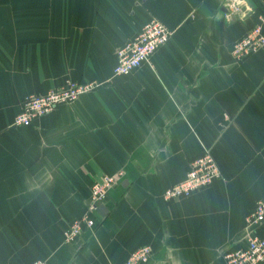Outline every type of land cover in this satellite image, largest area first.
I'll use <instances>...</instances> for the list:
<instances>
[{"label":"crops","instance_id":"obj_1","mask_svg":"<svg viewBox=\"0 0 264 264\" xmlns=\"http://www.w3.org/2000/svg\"><path fill=\"white\" fill-rule=\"evenodd\" d=\"M171 33L148 63L113 76L117 50L149 20ZM264 0H0V264H225L246 246L264 196ZM102 83L27 127L28 95ZM210 151L221 177L188 197L163 192ZM123 172L73 243L63 231L90 206V186ZM264 264V263H262Z\"/></svg>","mask_w":264,"mask_h":264},{"label":"built area","instance_id":"obj_2","mask_svg":"<svg viewBox=\"0 0 264 264\" xmlns=\"http://www.w3.org/2000/svg\"><path fill=\"white\" fill-rule=\"evenodd\" d=\"M170 31L159 21L149 20L140 32L116 52V65L113 76L129 75L141 65L148 63L151 56L170 39ZM264 49V32L262 26L252 27L232 49L235 58L241 59L252 53ZM102 83L92 81L76 83L72 81L57 89H51L42 95H28L22 107L13 119V126L27 127L32 122L55 110L58 106L76 101L80 96L97 89ZM123 172L102 175L95 179L90 186V206L79 218L72 221L63 231L65 243L76 241L83 229H94L97 221L92 214L96 213L106 199L109 190L123 177ZM221 177L220 170L210 151L193 160L184 180L167 188L163 192V199L169 201L188 197L193 192L208 187L214 180ZM247 225L257 228L264 223V196L247 216ZM152 251L145 245L136 249L123 264H145L149 261ZM225 264H262L264 263V237L250 232L246 239V246L227 251L223 255ZM33 264H45L42 261Z\"/></svg>","mask_w":264,"mask_h":264},{"label":"water","instance_id":"obj_3","mask_svg":"<svg viewBox=\"0 0 264 264\" xmlns=\"http://www.w3.org/2000/svg\"><path fill=\"white\" fill-rule=\"evenodd\" d=\"M97 211H98L100 214H104V213H105V208H104V206H102V205L98 206Z\"/></svg>","mask_w":264,"mask_h":264}]
</instances>
